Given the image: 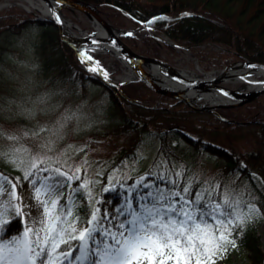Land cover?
I'll list each match as a JSON object with an SVG mask.
<instances>
[{"label":"trees","instance_id":"1","mask_svg":"<svg viewBox=\"0 0 264 264\" xmlns=\"http://www.w3.org/2000/svg\"><path fill=\"white\" fill-rule=\"evenodd\" d=\"M81 1L95 5L100 14L116 27L127 28L132 25L144 28L147 33L141 36L127 35L123 38L142 55L159 56L162 49L177 54L179 49L189 47L204 67L226 66L242 57L252 63L264 64V0ZM184 13L191 15L185 16ZM157 17L167 19L146 23ZM33 28L40 30L34 47L44 67L54 70L63 81L70 82L80 90L99 87L119 115L120 126L116 129L138 136L133 146L122 147L108 164H104L110 171L100 175L103 184L96 190L95 199L100 201L96 206L102 213L107 209L110 217L115 214V209L125 195L126 190L122 187L134 183L136 177H126L121 170L127 162L134 163L139 159L142 141L146 137L156 140L159 146L158 154L147 170L150 179L156 183L171 188L167 181L176 180L175 172L179 171L182 172L179 177L181 186L191 183L193 194L203 188L214 189L213 195L219 200L223 193L222 186L204 183L193 174L192 166L183 158L182 152L186 148H202L222 162L225 175H238L239 181L249 182L252 187L239 198L246 202L255 201L264 210V192L257 189L250 179L251 172L258 173L264 179V103H260L259 99L238 108L219 109L222 116L236 120L228 123L211 112L193 111L183 102L161 96L140 81L123 85L121 93L100 75L87 70L76 51L61 40L53 23L18 6L0 12V39L5 35H21ZM154 35L167 36L176 44V48L166 45ZM212 45L223 49L212 50ZM210 135L246 139L250 149L236 151L213 141ZM158 163L160 167H157ZM115 168H119L115 182L117 186L113 191L104 192L106 178ZM0 172L8 174L15 183L19 178L16 173H9L1 166ZM161 176L163 179L159 178ZM84 179L85 176L81 175V181H74V186ZM22 183L19 178V192L22 191ZM11 221L9 229L4 232L7 237L17 235L24 227L21 218ZM236 239L237 244L247 251L250 264H264V248L260 237L248 224L242 234L237 230Z\"/></svg>","mask_w":264,"mask_h":264},{"label":"snow or ice","instance_id":"2","mask_svg":"<svg viewBox=\"0 0 264 264\" xmlns=\"http://www.w3.org/2000/svg\"><path fill=\"white\" fill-rule=\"evenodd\" d=\"M54 18L61 22L58 15ZM161 19L167 18L157 17L146 23ZM79 56L89 72L102 73L108 79L99 61L88 66L94 61L93 56L86 52ZM74 118V113L66 114L54 129L40 127L32 135H57ZM5 138L12 146L9 151H0V159L8 160L22 172L41 214L17 235L5 236L12 222L7 217H24L23 197L17 191L19 178L13 183L0 174V264H217L238 247L237 230L242 234L245 226L260 214L255 204L234 198L227 189L219 200L213 195L214 189L203 188L193 194L191 183L181 186L182 172L177 171V179L167 181L172 186L167 191L158 187L153 191L151 184L143 179L137 181L126 190L127 195L110 218L107 209L101 214L95 206L100 201L93 196L92 181L84 179L73 186V181H81V167L70 175L61 167L45 166L44 158L30 156L25 161L21 154L27 149L15 146L19 137ZM140 188L149 190L143 192ZM113 190L103 188L104 192ZM80 201H87L91 207L82 206ZM113 220L117 221L114 227Z\"/></svg>","mask_w":264,"mask_h":264},{"label":"rangeland","instance_id":"3","mask_svg":"<svg viewBox=\"0 0 264 264\" xmlns=\"http://www.w3.org/2000/svg\"><path fill=\"white\" fill-rule=\"evenodd\" d=\"M2 2H4V0H0V4ZM9 4L15 5H8L0 9V12L12 6L25 9L21 4L25 6L30 5L26 0H10ZM31 13L35 16L45 18L39 12L32 11ZM61 14L66 21H71L76 24L82 32H86L85 34L92 35L96 33V27L92 24L88 14L73 8L63 9ZM113 26L116 27L115 25ZM116 28L130 32L132 35L141 36L146 32L144 28H136L132 25H129L127 28ZM72 32H74L75 35L82 36V32L77 30H72ZM39 33V29L33 28L24 31L21 35H5L0 39V132L5 134L0 135V151H9L12 146L5 136L16 135L19 137V140L16 142L15 146L27 149L26 152L21 154L25 161H27L30 156L44 158L46 161L45 166L52 168L61 167L62 170L68 172L70 175L75 168L81 167L82 171L80 175H84L85 179L93 182L91 188L93 196L96 199V190L103 184V179L100 175H103L106 171H110V169L107 170V168H105L104 164H108L111 158L122 147L133 146L138 141V136L135 133L116 129L120 126L119 115L112 109L111 102L101 93L99 87H90L87 91L80 90L70 82L63 81L54 70L44 67L42 61L35 53L34 47V44L38 41ZM154 36L166 45L171 46L167 44L168 42L174 43L165 35ZM205 47L206 46H202V48ZM210 47L212 50L217 51L223 49L221 46L216 45ZM90 48L84 51L80 50L79 53L89 51L91 50ZM186 48L179 49L177 54H170L167 50L162 49L159 56L150 57L163 59L179 70L184 71L186 74L190 76L195 75L200 78L204 77L205 73L219 72L228 66L204 67L194 56L193 50L189 47ZM96 50L99 49L95 48L94 51L91 50V56H93L94 61L89 62L88 66H91L95 61H99V65L108 73V79L105 80L102 73L96 74L100 75L108 84H110L109 82H113L119 85L128 81L124 80V78L131 69L125 66L124 60L122 61L105 51L101 53L96 52ZM135 52L138 53L137 51ZM199 68L202 72L198 71ZM221 85L234 90L240 88L242 91H246V87L251 86L241 79L224 81ZM122 86L121 91L116 87L121 93H123ZM258 99L260 103H264V95ZM206 101L207 100H202V102ZM217 112L222 116L219 109ZM70 113H74L75 118L60 130L57 135H53L51 132L41 133L39 136L32 135V133L40 127L54 129L56 122L61 120L64 115ZM222 117L231 120V122L228 123L236 122V120L225 116ZM25 133H28V135H25ZM209 138L226 147L234 148L236 151L250 149L249 142L243 138L229 139L224 135H210ZM81 149H83V151H81ZM158 150L159 146L156 140L146 137L142 141L139 159L134 163L127 162L121 170L122 174L126 177L134 175L136 179L133 184L123 186L122 189L129 190L132 186L136 185L137 181L143 179L144 183L152 185L151 190L153 191H155L157 187L164 191L168 190L164 185L158 184L150 179L149 174H147V170L152 166L158 154ZM183 152V158L187 164L192 166L193 174L203 180L204 183L221 185L223 192L226 189L230 190L234 194V198H239L248 188L252 187L249 182L239 181L238 175H225L222 162L210 156L202 148L198 150L186 148ZM85 160H87L86 165ZM0 166L9 173H16V176L23 181L21 192H19V188L17 187L18 193L23 197L22 206L24 217L21 219L23 225L28 224L31 226L33 217L39 216L41 214V209L37 207L36 202L32 198L33 193L29 182L23 179L22 172L19 171L15 165L9 163L8 160L0 159ZM118 169L119 168L113 169L111 174L109 172L110 175L106 178L105 187L116 188L117 185L115 182ZM0 174L12 180L10 176L4 172H0ZM250 179L257 189L264 192V179L261 175L256 172H251ZM109 181H111V184ZM12 182L15 183L13 180ZM139 190L147 192L149 189L140 188ZM126 195L127 192L125 191L124 196ZM79 203L82 206L89 205L91 207V204L87 201H80ZM248 203L255 204L256 208L259 209L260 214L255 216L252 221L248 223V226L260 237L264 248V210L255 201H248ZM133 206H135V201H133ZM30 212L31 215H28ZM101 214H103L102 211ZM119 218L123 219V217ZM7 219L12 220L13 218L9 216ZM116 222L117 221L114 220L112 221L113 227ZM80 226L81 225L78 223L77 227L79 228ZM217 264H250V261L247 251L238 245L235 250H230L223 260L217 261Z\"/></svg>","mask_w":264,"mask_h":264},{"label":"water","instance_id":"4","mask_svg":"<svg viewBox=\"0 0 264 264\" xmlns=\"http://www.w3.org/2000/svg\"><path fill=\"white\" fill-rule=\"evenodd\" d=\"M26 1L28 2V0ZM43 1L52 12L51 17L45 18L56 26L61 40L68 46L72 47L77 54L80 50L84 51L90 47L91 50L98 48L101 52L105 51L110 53L122 61L124 60V62L128 64L129 69L134 72L136 78L125 81L119 85L108 81L120 91L122 85L128 82L140 81L162 96L182 101L192 110L212 112L220 117L221 120L227 122H231V120L220 116L217 112L218 109L239 107L251 103L264 95V64L252 63L242 57L238 62L230 64L221 70V74L218 78L194 79L187 76L184 71L179 70L177 67L163 59L136 53L122 40V38L127 36V33L130 32L114 27L100 14L95 5L81 0ZM21 6L27 11L32 12V9L28 6L23 4H21ZM66 8H73L92 16L104 28L105 35H100L97 28H95L96 33L92 35L86 34L84 36H78L68 33L67 29L69 26L66 24V21L61 14L62 10ZM56 15L60 17V23L55 20L54 17ZM76 30L82 32L80 28ZM93 41H95V43H93ZM167 44L176 47L174 43L168 42ZM154 67L156 68V72L153 70ZM259 71L262 72L260 73ZM231 79H241L251 86L246 87V91H242L240 88L234 90L221 85L222 82ZM162 80L167 81L168 84L176 85L178 88L174 89L163 86L160 83ZM225 92H227L228 95H224ZM192 93H194L192 98L187 97V94ZM209 93L214 96L220 95L227 99L223 102L215 103L202 102V100H205L206 94L208 95Z\"/></svg>","mask_w":264,"mask_h":264},{"label":"bare ground","instance_id":"5","mask_svg":"<svg viewBox=\"0 0 264 264\" xmlns=\"http://www.w3.org/2000/svg\"><path fill=\"white\" fill-rule=\"evenodd\" d=\"M28 2H29V4L30 5H28L31 9H33L32 11H36V12H39V13H41L44 17H51L52 16V12L50 11V9H49V7L47 6V4L43 1V0H28ZM9 3H10V0H4V2H2L1 4H0V9H2V8H4V7H6V6H8L9 5ZM90 18H91V22H92V24L97 28V31L99 32V34L100 35H105V30H104V28L92 17V16H90ZM65 20V19H64ZM66 21V20H65ZM66 24L69 26L68 27V29H67V31H68V33H71V34H73V35H75V33L74 32H72V30H76V29H79V27L76 25V24H74V23H72L71 21H66ZM86 32H82V35L84 36V35H86L85 34ZM94 51V50H93ZM96 52H101V50L99 49V50H96ZM86 53L88 54V55H91V50H89V51H86ZM102 53V52H101ZM107 53V52H106ZM124 64H125V66L127 67V68H129L128 67V64L126 63V62H124ZM153 70H154V72H156V68L154 67L153 68ZM199 72H202V70L199 68V70H198ZM260 73L262 72V71H259ZM185 73V72H184ZM186 74V73H185ZM220 74H221V72L219 71V72H215V73H205L204 75V77H202V78H200V77H196L195 75H192V76H190L189 74H186L187 76H189V77H191V78H194V79H209V78H212V79H214V78H218L219 76H220ZM134 78H136V76H135V74H134V72H132L131 70H130V72H128L127 73V76L124 78V80H130V79H134ZM163 86H166V87H170V88H178L176 85H173V84H168V82L167 81H165V80H162L161 82H160ZM194 96V93H192V94H187V97H189V98H192ZM205 96V95H204ZM213 96V97H212ZM227 98L226 97H222V96H220V95H218V96H214L213 94H206V96H205V100H207L206 102H210V103H215V102H223V101H225Z\"/></svg>","mask_w":264,"mask_h":264}]
</instances>
